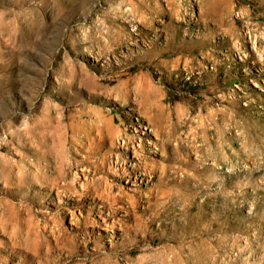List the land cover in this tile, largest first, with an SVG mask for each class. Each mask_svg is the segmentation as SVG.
I'll return each mask as SVG.
<instances>
[{"label":"rangeland","instance_id":"rangeland-1","mask_svg":"<svg viewBox=\"0 0 264 264\" xmlns=\"http://www.w3.org/2000/svg\"><path fill=\"white\" fill-rule=\"evenodd\" d=\"M263 22L0 0V264H264Z\"/></svg>","mask_w":264,"mask_h":264},{"label":"bare ground","instance_id":"bare-ground-1","mask_svg":"<svg viewBox=\"0 0 264 264\" xmlns=\"http://www.w3.org/2000/svg\"><path fill=\"white\" fill-rule=\"evenodd\" d=\"M213 8L211 7V10H212ZM216 13H218V11L216 10ZM243 14H245L246 16H248V14L246 13V12H244ZM238 16L240 17V18H242L241 17V14H238ZM221 19V21L223 22V20H222V18H220ZM259 27H261L262 29H263V31H264V22L262 23V25L261 26H259ZM248 28V33L249 34H251V37L252 38H254L253 36H255V34H254V30H250V26H248L247 27ZM255 32H257V31H255ZM232 35L234 36V38L235 37H237V36H239L240 38L239 39H243L244 37H246V35H244V32H235V31H233L232 32ZM259 38L257 37L256 38V36H255V38H254V42L256 43V41L258 40ZM145 89L146 88H154L153 86H152V84L151 83H149V82H146L145 83V87H144ZM151 95H152V92H151V90L150 89H147L146 90V96L147 97H151ZM150 106H151V109L152 110H154V111H156L157 113H159L160 111L157 109V108H154L153 106H154V102L153 101H150Z\"/></svg>","mask_w":264,"mask_h":264}]
</instances>
